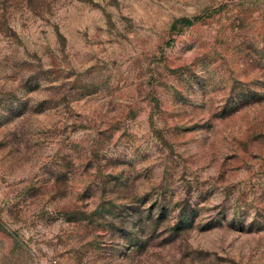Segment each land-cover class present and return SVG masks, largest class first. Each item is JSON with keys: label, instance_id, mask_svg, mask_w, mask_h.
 Masks as SVG:
<instances>
[{"label": "rangeland", "instance_id": "obj_1", "mask_svg": "<svg viewBox=\"0 0 264 264\" xmlns=\"http://www.w3.org/2000/svg\"><path fill=\"white\" fill-rule=\"evenodd\" d=\"M0 264H264V0H0Z\"/></svg>", "mask_w": 264, "mask_h": 264}, {"label": "trees", "instance_id": "obj_2", "mask_svg": "<svg viewBox=\"0 0 264 264\" xmlns=\"http://www.w3.org/2000/svg\"><path fill=\"white\" fill-rule=\"evenodd\" d=\"M181 21H182V23L184 25L188 26V25H191L192 24L193 19H191V18H183Z\"/></svg>", "mask_w": 264, "mask_h": 264}]
</instances>
